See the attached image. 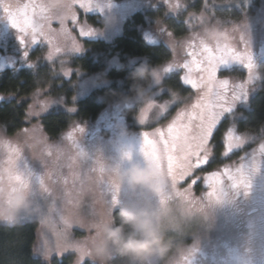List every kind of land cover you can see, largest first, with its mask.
Segmentation results:
<instances>
[{
    "label": "rangeland",
    "instance_id": "1",
    "mask_svg": "<svg viewBox=\"0 0 264 264\" xmlns=\"http://www.w3.org/2000/svg\"><path fill=\"white\" fill-rule=\"evenodd\" d=\"M246 1L248 7L251 4L255 6L256 0H252L254 1L252 3L250 0ZM48 2L49 0H45L49 9ZM94 2V6L99 10L89 13L87 20L83 21L86 27L94 29V34L80 40L76 29L73 27V34L79 40V49L76 51L69 50L54 58L49 55L50 46H47L46 42H39L44 46L30 45L25 47L21 43L18 31L9 24L5 13L0 10V71L6 67L21 69L33 68L46 62L54 64L61 77L67 79L74 77L71 82L75 89L73 99L85 97L105 81L101 79L99 74H85L77 71L74 75L70 65L71 60L83 53L87 41L98 39L113 41L123 33L125 22L136 12L158 9L160 6L165 8V18L172 17L170 21H185L196 14L204 16L209 26L226 31L237 47H241V37H243V43L248 45L254 59L256 53L260 57L259 61L255 63L253 80L257 76V64H261L264 60V0H260L259 8H255V15L242 17L229 24L215 21L214 15L212 16L208 11L191 10V5L194 4L185 0L184 2L189 9L186 12L183 7L179 10L174 9V0H94ZM77 3L78 0H70L68 9L70 16L68 17L54 15L49 9L50 21H60L59 25H51L57 33L60 32L61 27L67 25L70 17L75 19L78 12L75 6ZM206 8L210 9V6L206 5ZM108 15L116 16L118 22L115 24L105 23V17ZM149 22L148 32L150 36L161 39L173 51L171 64L183 62L185 59L184 48L193 35V32L189 31L190 25L194 22L188 21V24H183L187 33L180 37L176 36L172 25L168 22L150 21V19ZM70 27L72 26L70 25ZM165 29H167V33H165ZM175 29L177 32L182 30ZM195 31H202V29L197 28ZM164 67L153 71V81L148 93L143 96L137 95L126 102L131 106H136L137 109L136 114L130 115V128L126 130L129 135L142 134L145 130L151 131L160 126V124L151 122L142 123L141 113L147 103L164 101L162 94L165 95L164 92L168 90L162 84L166 75L163 71ZM261 67L264 69V64H261ZM221 72L224 73L221 75ZM219 75L231 78L238 84L246 81L247 70L239 64H233L227 70L222 66ZM247 86L246 91L248 90ZM192 92L191 97L187 99L179 96L171 97L174 100L183 101V103H176L175 106L171 107L169 119L180 107L194 102L197 93L193 89ZM244 100L247 99L243 95L240 99L235 100L230 105L231 111L225 112L221 116L220 123L229 115H232L231 121L240 118L242 112L239 113L236 110L242 106ZM64 103L65 99L62 96L50 97L43 91L33 94L29 99L30 124L23 131L27 132L30 129L38 128L45 140L43 150L37 151L33 148L32 143L21 141L19 139L21 132L15 136H8L0 129V165L7 162L10 147L12 150H19L17 169L28 181L25 184L31 193L35 212L34 218L23 222L38 221L39 223L36 254L46 261L56 256L51 255V250L47 248L45 243L46 240H52L48 226L55 223L59 225L60 231L75 237V240L71 242L72 246L77 248L75 264H83L87 260L99 264L97 258L91 254L85 245L87 237L93 231L88 223L97 215L93 196L89 192L90 180L95 178L99 193L108 199L110 205L114 206V211L119 209L121 204L138 203L146 199L155 202L156 198L144 189L132 188L126 181L118 184L117 192L115 184L109 177L110 170L118 165L127 167L129 162L145 160L144 155L143 153L139 155L135 150L131 151L127 147L119 145L114 138H109L110 135H114L113 132L109 131L110 134H107L105 130H99L97 122L82 125L74 123L65 135L57 139H51L45 134L40 123L41 116L54 106H65ZM68 108L71 107L68 106ZM75 129H82V131H77L72 139H68V132ZM240 137H242L241 145L235 150L244 147L246 142H250L246 136ZM138 139H132L131 142ZM254 150H257V147H254ZM223 151L221 154L219 152V155L225 157L222 155ZM128 153L131 155H126ZM259 155H262L263 159L250 153L247 154L246 160L241 161L240 164L247 168L244 173L245 182L233 187L238 189L237 191L232 188L229 189L227 185L229 194H225L224 188L223 195L219 199L208 198L206 185L198 191L199 183L195 188L196 195L191 204L184 200L175 199L174 193L170 190L168 203L175 209V218L166 225L168 250L162 256H152L147 264H209V255L213 249L217 255L222 254L227 258V261L221 264H251L253 262L251 260L256 258H261L259 260L264 262V152H260ZM156 156L161 159L158 150ZM155 169L164 174L159 165ZM2 179L0 177V182ZM40 179L41 183H39ZM178 187L184 188L187 185L182 184ZM114 194L118 195V202L115 204L112 202ZM69 205L82 209L85 219L81 221L66 216L64 209ZM77 227L82 228L83 231L76 229ZM64 247L65 245L61 243L60 248ZM251 255L254 256L249 258ZM111 259L108 264H111Z\"/></svg>",
    "mask_w": 264,
    "mask_h": 264
},
{
    "label": "trees",
    "instance_id": "2",
    "mask_svg": "<svg viewBox=\"0 0 264 264\" xmlns=\"http://www.w3.org/2000/svg\"><path fill=\"white\" fill-rule=\"evenodd\" d=\"M185 1L193 4L192 0ZM250 2L254 1L250 0ZM246 3V0H230V2L228 0H195L191 10L208 11L212 16L214 15L215 21L229 24L242 17L253 15L255 8L261 5L260 0L254 2L255 6L251 4L248 7ZM206 5H209L210 9H207ZM149 19L168 22L172 25L176 36H184L187 33L186 27L183 26L186 23H178L181 20L174 19L170 21L171 16L165 18V8L160 6L158 9L136 12L125 22L123 33L113 41L99 39L87 41L83 53L71 60L73 74L75 75L77 71L85 74H99L105 82L85 97L73 99L75 89L71 82L74 77L72 79L61 77L54 64L46 62L33 68L6 67L2 69L0 71V129L8 136H15L26 129L30 124L29 99L36 92L43 91L50 97L62 96L65 99V106H54L40 118L43 131L49 138L57 139L65 135L74 123L82 125L97 122L99 130H105L107 134H110L109 131L113 132L114 135H110L109 138H114L119 145L131 151L135 150L141 155L143 135H129L126 131L130 128V115L136 114L137 109L136 106L126 102L137 96L133 87L136 84L145 89L144 94L148 93L153 81V71L171 64L174 55L164 41L150 36ZM175 28L182 30L177 32ZM255 55V60L257 59L255 63H257L260 57L257 53ZM261 64H264V60ZM261 64H257L258 72H256L255 80L247 86V100H244L242 106L236 110L239 113L242 112L241 115L239 114L240 118L231 121L232 115H229L220 123L213 141L216 145L215 160L198 174L221 166H230L233 169H239L244 175L247 168L240 164L241 161L246 160L248 153L263 159V156L259 155L260 152H264V69L260 68ZM141 66L149 69V73L145 76L137 75V70ZM223 73L221 72V75ZM180 75L181 70L175 69L164 76L162 84L168 89L164 92L165 95L162 94L164 100L174 96L187 99L193 94L190 87L181 83ZM161 123L165 122L161 121ZM231 128L235 129L234 132L237 135L246 136L250 142H246L247 144L238 150H233L225 158L220 156L219 152L221 154L224 150L223 137ZM132 139L138 140L131 142ZM254 147H257V150H254ZM227 185L229 189L237 187L232 182H225V189L223 188L225 194H229ZM202 186L205 187L203 182H200L198 191L203 189ZM118 212L119 209L113 214L118 215ZM38 229V221L20 222L14 225L0 223V264H75L76 255L69 254L62 258L55 256L48 261L38 256L35 252ZM83 264L95 263L87 260ZM111 264H127V261L126 258L117 255L111 259Z\"/></svg>",
    "mask_w": 264,
    "mask_h": 264
},
{
    "label": "snow or ice",
    "instance_id": "3",
    "mask_svg": "<svg viewBox=\"0 0 264 264\" xmlns=\"http://www.w3.org/2000/svg\"><path fill=\"white\" fill-rule=\"evenodd\" d=\"M192 3L194 4L195 0H192ZM94 5V0H78L75 5L78 9L75 19L70 17L67 25L61 27L60 32L57 33L51 25H59L60 21H50V11L45 0H0V10L5 13L9 24L18 31L21 43L25 47L30 45L39 47L44 46L39 42H46V45L50 46L49 55L52 58L69 50L79 49V40L73 34V27L80 40L94 34V29L86 27L83 23L89 13L99 10ZM182 7L185 12L188 10L184 0H174V9L179 10ZM188 21L194 23L189 29L193 32L192 38L183 51L185 59L178 64L166 65L163 71L170 73L180 69L181 83L195 90L197 95L194 102L180 107L171 119H169L171 107L176 103L182 104L183 101L170 97L168 100L147 103L141 113L142 123L151 122L160 126L142 133L141 151L148 163L154 167L159 165L163 169L175 199L191 204L195 199V188L200 182L208 188L206 195L209 199H219L223 195L225 182H232L234 185L245 182L243 173L230 166H221L203 175H198V172L214 162L216 145L213 141L218 133L221 116L231 111L230 105L235 100L240 99L242 95L246 97V86L254 79L256 64L248 45L243 43V37H241V47H237L226 31L209 26L204 16L196 14L178 23ZM197 28L202 31H195ZM233 64L246 68V81L236 84L231 78L219 75L222 66L227 70ZM161 121L165 123L161 124ZM77 131L82 129L70 130L67 138L72 139ZM241 140L242 137L229 129L223 137L222 155L227 156L240 147ZM157 150L161 159L156 156ZM19 155L18 149L12 150L10 147L7 163L15 165L16 168L7 178L10 184L28 182L17 169ZM113 184L118 192L119 185ZM182 184H186L187 187H178ZM112 202L114 204L118 202L117 194L112 196ZM76 229L83 231L79 227ZM48 231L52 235V240H46L45 243L51 250V255L61 258L69 254L76 255L77 248L71 244L75 240L74 236L60 231L59 225L55 223L48 226ZM61 243L65 245L64 248H60Z\"/></svg>",
    "mask_w": 264,
    "mask_h": 264
},
{
    "label": "clouds",
    "instance_id": "4",
    "mask_svg": "<svg viewBox=\"0 0 264 264\" xmlns=\"http://www.w3.org/2000/svg\"><path fill=\"white\" fill-rule=\"evenodd\" d=\"M70 0H49L48 7L54 15L68 17ZM114 15L105 17V23L115 24ZM149 73L146 66L137 70L138 76ZM137 95L145 89L133 86ZM21 141L30 142L37 151L43 150L45 140L38 128L25 132L21 130ZM15 165L7 162L0 165V223L14 225L35 217L34 203L29 188L24 183L10 184L7 178L15 172ZM109 177L113 183L126 181L132 188L146 190L156 198L153 202L146 199L138 203H125L119 206L114 215V206L99 193L95 178L89 182V192L93 196L97 215L89 221L93 230L85 241L86 248L97 258L99 264H108L114 256L126 258L127 264H147L154 255H163L168 250L166 225L174 218V207L168 203L170 184L165 174L159 173L146 160L129 162L127 167L111 169ZM69 218L84 220L82 209L69 205L64 209Z\"/></svg>",
    "mask_w": 264,
    "mask_h": 264
},
{
    "label": "flooded vegetation",
    "instance_id": "5",
    "mask_svg": "<svg viewBox=\"0 0 264 264\" xmlns=\"http://www.w3.org/2000/svg\"><path fill=\"white\" fill-rule=\"evenodd\" d=\"M252 256H254V255H251L249 258H251ZM209 258H210L209 264H221V263L227 261V258L224 255H222V254L217 255V252L214 249H213L212 253L209 255ZM259 259H261V258L252 259L251 261H253V262L251 264H257V263L258 264H264V262L260 261Z\"/></svg>",
    "mask_w": 264,
    "mask_h": 264
}]
</instances>
